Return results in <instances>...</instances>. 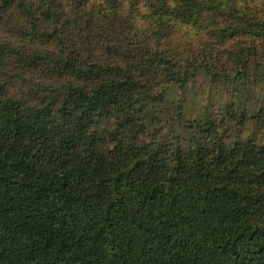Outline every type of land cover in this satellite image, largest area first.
<instances>
[{"label": "trees", "instance_id": "1", "mask_svg": "<svg viewBox=\"0 0 264 264\" xmlns=\"http://www.w3.org/2000/svg\"><path fill=\"white\" fill-rule=\"evenodd\" d=\"M0 264H264V0H0Z\"/></svg>", "mask_w": 264, "mask_h": 264}, {"label": "rangeland", "instance_id": "2", "mask_svg": "<svg viewBox=\"0 0 264 264\" xmlns=\"http://www.w3.org/2000/svg\"><path fill=\"white\" fill-rule=\"evenodd\" d=\"M200 86H199V88H200ZM192 107H193V109H197L199 107V102L194 100Z\"/></svg>", "mask_w": 264, "mask_h": 264}]
</instances>
